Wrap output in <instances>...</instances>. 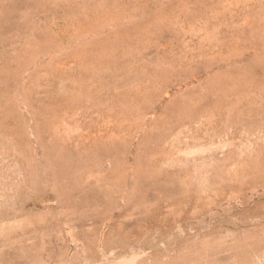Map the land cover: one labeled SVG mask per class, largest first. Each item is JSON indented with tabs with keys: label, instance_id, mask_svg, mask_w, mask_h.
I'll use <instances>...</instances> for the list:
<instances>
[{
	"label": "rangeland",
	"instance_id": "rangeland-1",
	"mask_svg": "<svg viewBox=\"0 0 264 264\" xmlns=\"http://www.w3.org/2000/svg\"><path fill=\"white\" fill-rule=\"evenodd\" d=\"M0 264H264V0H0Z\"/></svg>",
	"mask_w": 264,
	"mask_h": 264
}]
</instances>
